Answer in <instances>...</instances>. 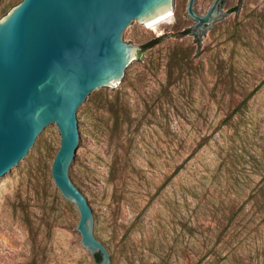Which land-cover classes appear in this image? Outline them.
<instances>
[{"label":"rangeland","instance_id":"374dc122","mask_svg":"<svg viewBox=\"0 0 264 264\" xmlns=\"http://www.w3.org/2000/svg\"><path fill=\"white\" fill-rule=\"evenodd\" d=\"M188 2L127 38L141 51L160 42L139 55L126 86L84 109L75 183L114 264H133V254L143 255L134 264H264V0H224L225 18L199 34L188 33ZM213 2L196 0L195 10ZM8 4L0 0V18ZM111 108L122 129L99 136ZM60 146L55 127L0 189V264H98L52 178Z\"/></svg>","mask_w":264,"mask_h":264},{"label":"water","instance_id":"95a60500","mask_svg":"<svg viewBox=\"0 0 264 264\" xmlns=\"http://www.w3.org/2000/svg\"><path fill=\"white\" fill-rule=\"evenodd\" d=\"M203 0H200L202 3ZM224 0L204 15L189 0L193 33L225 18ZM176 0H22L0 18V189L40 149L57 127L61 146L52 178L78 209L81 244L98 264H114L99 241L101 219L75 183V167L88 142L84 109L97 93L126 86L141 52L127 44L137 27H150ZM97 259V258H96Z\"/></svg>","mask_w":264,"mask_h":264},{"label":"trees","instance_id":"16d2710c","mask_svg":"<svg viewBox=\"0 0 264 264\" xmlns=\"http://www.w3.org/2000/svg\"><path fill=\"white\" fill-rule=\"evenodd\" d=\"M22 0H9V4H8V8H6L5 12L7 14V12L12 8L14 7L15 5H17L18 3H20ZM191 32L190 30L188 31V33ZM160 42V38L158 39H155L154 42H152V44H149V45H145L143 46V49L142 51L140 52V55H143V53L145 51H147L148 49L154 47L155 45H157L158 43ZM243 104H241L235 111H240L241 108H242ZM112 107V105H111ZM111 113H112V117L114 119L112 125L110 126L106 121L104 120H100L96 125H95V131L97 132V134L99 136H107L109 134V132H112L114 134V132H118L122 129V121L120 120V117L117 113L116 110H113L111 108ZM143 255L141 254V256H137L135 254L132 255L131 257V261L132 263L134 264L135 262H138V261H142ZM96 258L98 259V261L100 260V256H96ZM112 259V258H111Z\"/></svg>","mask_w":264,"mask_h":264},{"label":"bare ground","instance_id":"6f19581e","mask_svg":"<svg viewBox=\"0 0 264 264\" xmlns=\"http://www.w3.org/2000/svg\"><path fill=\"white\" fill-rule=\"evenodd\" d=\"M172 19H173V10L171 11V13L168 16L164 17L163 19H161L160 21L156 22L152 26H150V27L146 26V27L155 31V30L158 29L159 26H161L162 24H165V23H169L170 20H172Z\"/></svg>","mask_w":264,"mask_h":264}]
</instances>
